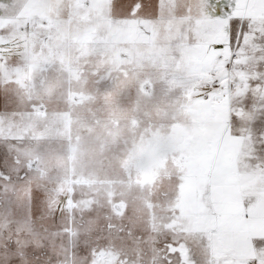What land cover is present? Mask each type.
<instances>
[{
  "label": "snow or ice",
  "instance_id": "snow-or-ice-1",
  "mask_svg": "<svg viewBox=\"0 0 264 264\" xmlns=\"http://www.w3.org/2000/svg\"><path fill=\"white\" fill-rule=\"evenodd\" d=\"M0 264H264V0H0Z\"/></svg>",
  "mask_w": 264,
  "mask_h": 264
}]
</instances>
